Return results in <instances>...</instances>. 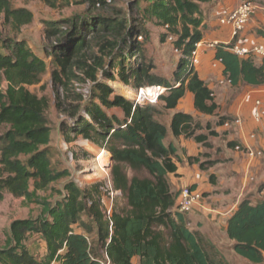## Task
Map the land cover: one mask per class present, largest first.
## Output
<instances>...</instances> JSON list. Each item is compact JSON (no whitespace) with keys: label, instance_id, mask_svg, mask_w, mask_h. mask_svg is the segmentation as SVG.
<instances>
[{"label":"trees","instance_id":"obj_1","mask_svg":"<svg viewBox=\"0 0 264 264\" xmlns=\"http://www.w3.org/2000/svg\"><path fill=\"white\" fill-rule=\"evenodd\" d=\"M114 1L81 3L92 11ZM147 1L143 18L167 29L182 54L175 75L179 86L150 77L144 50L136 41L146 36L144 24L129 26L126 21L91 15L46 23V36L57 39L50 52L57 66L52 73L55 85H64L62 75L72 64L94 84L90 100L71 112L61 129L68 140L71 133L112 156L113 189L127 199V207L114 209L111 221L101 205L99 184L81 189L68 182L59 192L62 199L55 203L38 199L39 192L69 177L67 170L53 166L50 157L48 99L26 89L40 84L47 64L26 41L0 37V77L8 83L5 90L0 87V128L7 127L0 136V202L11 195L42 207L36 219L12 223L0 249V264H134L135 259L138 264H229L216 246L189 228L187 214L179 212V193L171 191L170 176L178 175L180 158L177 148L166 145L165 140L172 135L206 143L205 135H196L201 130L199 123L191 114L175 112L166 125L157 120L154 105L130 101L108 84L119 81L135 90L164 86L167 94L160 100L166 111H175L190 93L198 114L214 115L218 105L213 91L195 71L191 55L204 39L202 7L215 0ZM1 15L16 29L33 21L32 12L14 9L12 0H0ZM258 36L264 39V32L258 31ZM92 48L97 50L94 57L89 56ZM136 56L138 61H129ZM213 59L233 86L264 87V66L256 64L252 56L239 58L221 45ZM113 109L121 111L120 117L108 113ZM230 146L237 147V143ZM127 170L145 171L149 178L129 179ZM30 235H39L46 246L41 259L25 246ZM226 235L236 255L252 264H263L264 200H243L227 220Z\"/></svg>","mask_w":264,"mask_h":264},{"label":"rangeland","instance_id":"obj_2","mask_svg":"<svg viewBox=\"0 0 264 264\" xmlns=\"http://www.w3.org/2000/svg\"><path fill=\"white\" fill-rule=\"evenodd\" d=\"M239 1L240 3L251 1L257 6L254 13H259L257 21L262 30H255L251 35L259 37L258 31L264 32V0ZM221 2L222 0H215L202 7L204 39L221 40L220 37L213 36L218 31L220 17L214 14L219 11ZM148 4L147 0H116L109 7L88 11V5L82 4L81 0H50V3H46L45 0H12L14 9H27L32 12V23L16 29L3 15L0 16V37L26 41L28 47L47 64V72L43 75L40 84L26 86V89L40 98L48 99L49 109L46 117L51 129L50 157L53 166L59 171L67 170L69 177L51 185L46 191L39 192L38 199L55 203L62 199L59 192L63 191L68 182L75 183L81 189L99 184L102 185L101 205L106 212L111 209L112 213L114 209L121 210L127 207V199L121 192L113 189L112 156L109 154L107 159H99L101 148L90 143L91 148L88 149L87 141L79 137L74 138L71 133L68 140L67 134L61 129L63 122L69 121V114L75 113L90 100L94 84L86 79L84 71L78 68L77 64H72L69 71L62 75L64 85H55L52 73L57 66L53 63L50 52L57 39H49L46 36V23H63L78 15H91L126 21L129 26L144 24L146 36L137 37L136 41L144 50L143 61L150 67V77L167 79L170 83L178 85L175 75L182 54L177 50L175 39L169 36L167 29L153 20L143 18V10ZM254 18L253 14L252 19ZM211 22H216L217 25L212 26ZM248 38L237 41L244 43ZM96 52L97 50L92 48L89 56L94 57ZM213 54L214 51L204 50L200 54V63L195 66V71L206 77V84L211 86L218 110L214 115L193 113L194 120L201 127L196 135H205L207 142L198 143L194 139L184 137L177 143L178 153L184 160L178 163L181 169L179 175L170 178L171 191L176 195L180 194L183 188L194 187L202 193L204 209L185 215L189 228L194 232H200L208 243L216 246L229 264H252L236 255L233 242L228 239L224 228L227 224L225 215L232 211V206L240 199L243 201L248 198L254 202L264 200V179H262L264 149H256L255 146L248 145L245 143L247 137H242L245 125L250 124L253 128L256 126L257 128H252L254 134L249 135L248 139L254 137L257 142L264 140V89L250 88L243 84L233 86L223 76L222 67L215 62ZM138 59L136 56L129 61L135 62ZM255 62L262 65L257 59ZM185 67L188 68L189 64L187 63ZM99 77L104 81L102 73ZM1 79L2 77H0V87L5 90L8 83ZM108 84L116 93L136 102L134 88L125 86L119 81ZM258 100L262 101L261 122H256L253 116L255 103ZM183 105L186 108L189 105L188 101L185 100ZM154 107L158 110L157 120L169 125L172 113L164 109V103L159 100ZM108 113L119 117L121 115L119 109L110 110ZM222 122L225 123L223 126H221ZM6 130L7 127H1L0 136ZM172 140H174L173 136L170 135L165 143L168 144ZM233 140L236 141L237 147L230 146ZM65 145L69 146V150H65ZM257 169L258 176H253ZM127 175L129 179L149 178L145 171L137 173L127 170ZM240 193L243 195H239ZM41 211L42 207L37 202H27L6 195L5 200L0 202V248L4 247L2 244L5 239L3 240L2 237L8 236L14 221L36 219ZM25 246L37 259L45 255L42 256V250L46 246L39 235H30ZM133 263L138 264V260L135 259Z\"/></svg>","mask_w":264,"mask_h":264},{"label":"built area","instance_id":"obj_3","mask_svg":"<svg viewBox=\"0 0 264 264\" xmlns=\"http://www.w3.org/2000/svg\"><path fill=\"white\" fill-rule=\"evenodd\" d=\"M222 11L219 13V27L222 28L223 39H203L196 45V49L192 52L191 61L194 66L200 63V54L204 50L213 52L217 47L223 45L231 53L239 58L252 56L255 60H259L264 66V42L245 45L238 42L247 32L252 20V16L257 10V6L251 1H242L236 7ZM179 86V84L177 85ZM137 103H149L155 105L161 97L167 94V88L164 86H150L135 91ZM262 101L258 100L255 103L253 112L256 122L262 120ZM89 143V142H88ZM65 150H69V146L65 145ZM179 212L191 213L192 211H200L203 208V194L198 190H193L191 187L183 188L178 198ZM111 209L107 210L106 218L111 221ZM107 264H110L108 262Z\"/></svg>","mask_w":264,"mask_h":264},{"label":"crops","instance_id":"obj_4","mask_svg":"<svg viewBox=\"0 0 264 264\" xmlns=\"http://www.w3.org/2000/svg\"><path fill=\"white\" fill-rule=\"evenodd\" d=\"M240 3V1L239 0H222V2H221V4L219 5V7H218V10H220V9H225V10H229V9H232V8H234V7H236L238 4ZM222 11V10H221ZM221 11H218L217 13H215L214 14V16H217V14L219 15V13L221 12ZM254 15H255V18L254 19H252L251 20V23H250V26H249V28H248V32L242 37L243 39L244 38H248L247 40H245V44H247V45H252V44H254V43H261V42H264V39L263 38H261V37H257V36H254V34L253 35H251V33L252 32H254L255 30H262L258 25V18H259V13H254ZM257 18V19H256ZM211 24H212V26H215V25H217V23L216 22H211ZM222 28H218V31H217V33L215 32L214 34H213V36L216 38L217 36L218 37H220L221 39H223V33H222ZM256 33V32H255ZM199 74H200V72H199ZM200 76H201V79L206 83V77H203L201 74H200ZM209 88H211V86L210 85H207ZM246 86V85H245ZM248 87H250V88H255V89H264V87H251V86H248ZM185 100H187L188 101V103H189V105L185 108V106L183 105V102H185ZM170 113H172V115L175 113V112H184V113H188V114H191L192 116H193V113L194 112H196L195 110H194V108H193V96H192V94H190V93H188L187 95H186V97L180 102V104H179V106H178V108L175 110V111H169ZM171 115V116H172ZM253 125H250L249 124V126H247V124L245 125V130L243 129V131H242V137L243 138H246V142L245 143H247L248 145H253V146H255V148L256 149H264V140L262 139V141H260V142H257L256 140H254L253 138V136L254 135H252V139H248V137H249V135L251 136V134H254V131H253V129L254 128H257V126L256 127H254L253 129ZM255 133H256V131H255ZM169 137V136H168ZM257 137H259V136H257ZM184 138V136H181V137H179V138H174L173 137V139L174 140H172L171 142H169L168 144H173L176 148H177V150H179V146L177 145V143H179L180 142V140L181 139H183ZM167 140V139H166ZM165 140V141H166ZM233 142H236L235 140H233L232 141V143ZM166 144V143H165ZM168 144H166V145H168ZM178 155H179V158H180V161H182V159L183 158H181V156H180V154L178 153ZM184 160V159H183ZM180 166L178 165V172H177V174L179 175V172L181 171V169L179 168ZM255 167V166H254ZM263 172V171H262ZM258 174H259V171H258V169H257V172L254 174H252L253 176H258ZM261 175V174H260ZM171 177H176V176H174V175H171L170 176V178ZM262 179H264V177L262 178ZM239 195H243L242 193H240ZM248 199V198H247ZM251 200V199H250ZM252 202H254L253 200H251ZM233 202V201H232ZM242 202V200L240 199L237 203H235L232 207V211L230 212V213H228V214H226L225 215V217H227L226 218V221L230 218V216L234 213V211L237 209V207L239 206V204ZM213 218V220H214V217H212ZM225 231H226V226H225ZM2 239L4 240L5 239V241H6V238L5 237H2ZM5 241H3L4 243L2 244V246H5ZM1 245V244H0ZM1 249V248H0ZM46 253V248L44 247L43 248V250H42V256L44 255Z\"/></svg>","mask_w":264,"mask_h":264},{"label":"bare ground","instance_id":"obj_5","mask_svg":"<svg viewBox=\"0 0 264 264\" xmlns=\"http://www.w3.org/2000/svg\"><path fill=\"white\" fill-rule=\"evenodd\" d=\"M129 97V96H128ZM137 101V100H136ZM86 148H88V149H90L91 148V146H90V143H88V142H86ZM107 157H108V153H107V151H104V150H100V154H99V159H103V160H105V159H107Z\"/></svg>","mask_w":264,"mask_h":264}]
</instances>
